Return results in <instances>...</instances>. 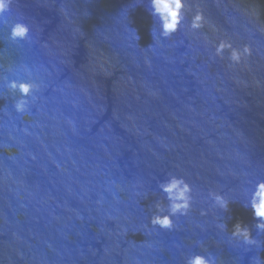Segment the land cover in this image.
<instances>
[{
    "label": "water",
    "instance_id": "obj_1",
    "mask_svg": "<svg viewBox=\"0 0 264 264\" xmlns=\"http://www.w3.org/2000/svg\"><path fill=\"white\" fill-rule=\"evenodd\" d=\"M150 4L13 0L0 15V264H264L245 206L264 181V0H189L209 26L189 14L169 39ZM19 20L30 37L12 41ZM220 39L252 53L234 65ZM25 68L40 87L17 113L6 81ZM169 175L193 187L171 231L150 225ZM238 222L259 247L231 236Z\"/></svg>",
    "mask_w": 264,
    "mask_h": 264
},
{
    "label": "clouds",
    "instance_id": "obj_2",
    "mask_svg": "<svg viewBox=\"0 0 264 264\" xmlns=\"http://www.w3.org/2000/svg\"><path fill=\"white\" fill-rule=\"evenodd\" d=\"M12 4L13 0H0V15L9 12ZM150 8L151 15L159 22V38L161 39H169L180 31L189 14H191V18L188 27L192 31H198L209 26V21L203 8L197 5L195 11H193L189 0H151ZM211 27L213 31L216 30L215 26ZM30 31L28 23L22 20L16 21L10 27L9 39L12 41H24L30 37ZM132 32L135 34L136 39H139L135 31L132 30ZM152 36L154 41L157 42L158 37L155 29L152 30ZM151 47L149 46V49ZM214 48L215 56L221 59L224 58V53L227 50V58L234 65L241 64L252 53V48L249 44H244L242 48L234 47L229 39H220L218 43L214 44ZM24 71L29 75V79H11L6 81L7 89L12 93H18L12 104L17 113L28 111L29 98L40 87L31 79L28 69L25 68ZM159 188L168 202V211L161 212L159 203H157L155 205L156 211L150 218V225L153 228L171 231L176 226L174 217L187 216L192 210L193 187L183 176L169 175L167 180L160 182ZM214 200L222 209H227L229 201L222 194H216ZM245 206L251 207L253 216L257 219L256 228L258 232L264 231V181L257 183L249 204ZM201 214L205 213L202 211ZM222 227L226 229L227 225L224 224ZM231 236L244 245H256L259 247V241L252 237L250 229L239 222L233 226ZM186 264H218V259L212 253L207 255L196 254L189 258ZM252 264H262L259 256L253 258Z\"/></svg>",
    "mask_w": 264,
    "mask_h": 264
}]
</instances>
